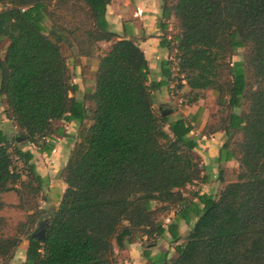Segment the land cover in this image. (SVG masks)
<instances>
[{
  "label": "trees",
  "instance_id": "1",
  "mask_svg": "<svg viewBox=\"0 0 264 264\" xmlns=\"http://www.w3.org/2000/svg\"><path fill=\"white\" fill-rule=\"evenodd\" d=\"M109 3L0 0V95L21 139L0 129V210L13 191L12 206L24 211L15 223L0 215V264L23 240V264H119L115 247L155 242L173 205L196 220L166 264H264V0H163L164 19L173 17L172 39H163L174 41L188 102L206 89L216 95V123L206 129L226 134L217 162H237L235 178L225 181L220 168L222 188L197 195L194 210L184 191L205 174L193 124L171 105L154 106L153 91L170 82L169 59L164 79L150 81L144 52L117 39L98 56L93 90L83 101L70 96L77 85L61 45L93 57L98 42L115 38ZM237 48L246 49L241 60L233 59ZM64 120L89 124L60 171L66 187L37 240L30 235L45 179L27 145L50 152Z\"/></svg>",
  "mask_w": 264,
  "mask_h": 264
},
{
  "label": "crops",
  "instance_id": "2",
  "mask_svg": "<svg viewBox=\"0 0 264 264\" xmlns=\"http://www.w3.org/2000/svg\"><path fill=\"white\" fill-rule=\"evenodd\" d=\"M162 6L163 0H110L106 8V19L109 23V29L117 36L111 41L98 42L99 49L97 48L95 56L78 57L82 67H87L90 64L92 78L90 84L85 86L83 81L86 79L82 77L75 79L72 76V81L77 85V89L70 93V96H73L77 101H83L85 95L93 90L98 56L108 51L112 43L121 38L132 39L144 52L148 63L150 81L164 79L163 62L173 55L175 49L174 41L167 44L163 39L165 34L167 39H172L170 31L173 29V17L170 16L164 19ZM164 23H166V27H164ZM69 63L71 69L74 67L79 69L80 67L72 60ZM183 88L186 92L189 91L186 85ZM153 96L154 106L157 109H162L173 103L167 85L154 90ZM203 97L200 94L198 99L190 104L191 108L184 110L182 114L193 124L190 136L197 140L195 153L200 157L205 174L204 181L187 186L184 191V195L191 200L188 210L201 208L197 195L202 193L217 194L219 192L223 186L219 177L220 168L225 169L230 165L234 168L237 167L235 160L221 162L220 164L216 160L221 145L226 141V134L217 126L211 131H206L210 118L209 109L204 105L205 99ZM85 105L89 107L90 103L85 101ZM175 112L173 115H175ZM60 123L63 125L65 135H53L50 138L49 141L52 144L50 152H40L34 145H27L33 151V160L38 173L45 179L44 200H40L42 202L40 208L45 211V214L51 213L59 205L66 187L60 176V171L66 164L74 143L79 139L81 130L89 124V121L64 120ZM13 128L14 126L10 120L1 119L0 117V129L5 134L12 136ZM223 178L226 181L225 173ZM6 194L3 196L4 199ZM55 196L56 200L52 198ZM48 218L42 213L41 217L37 219V228L42 229ZM160 219L163 222L165 231L160 237L156 238L155 242L150 244L146 243L145 239H139L125 243L122 248L115 247L119 264H166L175 255V246L184 241V237L196 220V216L193 212L182 214L179 206L173 205L161 214ZM173 233L178 235L179 238L174 239ZM27 245L28 240H23L14 252L9 264H23L25 262Z\"/></svg>",
  "mask_w": 264,
  "mask_h": 264
},
{
  "label": "rangeland",
  "instance_id": "3",
  "mask_svg": "<svg viewBox=\"0 0 264 264\" xmlns=\"http://www.w3.org/2000/svg\"><path fill=\"white\" fill-rule=\"evenodd\" d=\"M172 26H173V22H172ZM172 30L170 32H172ZM1 44H2V46H4V42ZM61 49H62L63 54L67 57L68 63L71 62V60H72V62H76L77 64L80 65L79 69H76V67L71 69L72 76L75 79H77L79 77L86 79L85 80L86 82L85 81H83V82L85 83V86L89 85L90 80L92 78V70L90 68V64H88L87 67H82V65L78 61L79 60L78 56H75V47H73V46L70 47L67 44L63 43L61 45ZM98 49H99V47H98ZM245 52H246L245 48L235 49V54L233 55V59L241 60L243 58ZM183 86L181 87V92L179 94H172L170 92V94L173 98V103L171 104V106L175 108V111H176L175 115H178V114L182 115L184 110L186 111L189 108H191V105H190L191 103L188 102L189 97L187 95V92L184 90ZM200 94H202L204 96L203 97L205 99L204 105L209 109V118H210L209 124L213 125L212 123H216L215 122L216 121V119H215L216 112L218 111V109H220L219 106H217V104H216V95L210 89L200 91ZM90 106L91 105H89V107ZM155 108L157 109V107H155ZM4 110H5L4 100H3L2 96L0 95V117H1V119H6ZM238 111H240V109H238ZM206 131L204 130V132H206ZM12 136L16 137L17 139H19V141H21L20 136L17 134V131L15 128L12 129ZM198 157H199V155H198ZM235 169L236 168H234L231 165L224 169L226 181L233 180L235 178ZM43 190H44V188H43ZM42 195H43V191H42V194L40 195V197L38 198L39 204L42 203V202H40V200H42V197L44 198V196H42ZM52 198H55L54 200H56V196L52 197ZM4 200H5L6 204H8V206L5 207L4 209L0 210V215H4L6 218H8L10 220V223L11 222L15 223L18 219H21L24 216V211L12 206V204L17 203V201H18V198H17V195L15 194V192L11 191V192L7 193ZM158 205H159V203H155V206H158ZM167 209H169V208H167ZM167 209H166V211H167ZM44 212L45 211L42 210V213L46 217H49V214H45ZM36 228H37V226L35 224L34 230ZM42 231H43V228L41 229L40 235L42 234Z\"/></svg>",
  "mask_w": 264,
  "mask_h": 264
},
{
  "label": "built area",
  "instance_id": "4",
  "mask_svg": "<svg viewBox=\"0 0 264 264\" xmlns=\"http://www.w3.org/2000/svg\"><path fill=\"white\" fill-rule=\"evenodd\" d=\"M174 49L175 50H174L173 55L169 58L170 68H171V77H170L168 89L170 90L172 94H179L181 92V87L185 84V80H184V75L180 72L179 59L175 55L176 54L175 45H174ZM14 160L17 163H20L18 161L17 156L14 157Z\"/></svg>",
  "mask_w": 264,
  "mask_h": 264
},
{
  "label": "water",
  "instance_id": "5",
  "mask_svg": "<svg viewBox=\"0 0 264 264\" xmlns=\"http://www.w3.org/2000/svg\"><path fill=\"white\" fill-rule=\"evenodd\" d=\"M39 232H41V229L40 228H36L30 235V237L34 238V239H37V240H42L43 237L42 235L38 234Z\"/></svg>",
  "mask_w": 264,
  "mask_h": 264
},
{
  "label": "flooded vegetation",
  "instance_id": "6",
  "mask_svg": "<svg viewBox=\"0 0 264 264\" xmlns=\"http://www.w3.org/2000/svg\"><path fill=\"white\" fill-rule=\"evenodd\" d=\"M38 234H40V232Z\"/></svg>",
  "mask_w": 264,
  "mask_h": 264
}]
</instances>
